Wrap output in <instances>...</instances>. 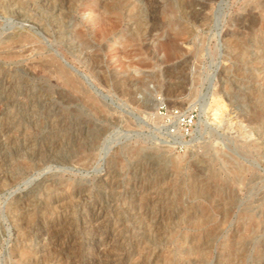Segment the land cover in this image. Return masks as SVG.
<instances>
[{"label":"rangeland","instance_id":"374dc122","mask_svg":"<svg viewBox=\"0 0 264 264\" xmlns=\"http://www.w3.org/2000/svg\"><path fill=\"white\" fill-rule=\"evenodd\" d=\"M43 6L0 0V264H87L97 208L115 264H264V0Z\"/></svg>","mask_w":264,"mask_h":264},{"label":"bare ground","instance_id":"6f19581e","mask_svg":"<svg viewBox=\"0 0 264 264\" xmlns=\"http://www.w3.org/2000/svg\"><path fill=\"white\" fill-rule=\"evenodd\" d=\"M59 0H41V3H43V5L45 7H51L55 2H57ZM128 1V0H127ZM61 2V1H60ZM6 4V2L4 3ZM14 4V3H13ZM58 4V3H57ZM64 4V3H63ZM68 5V4H67ZM66 5V6H67ZM43 6V7H44ZM61 6V5H60ZM59 6V7H60ZM54 7V6H52ZM51 7V8H52ZM58 7V5H57ZM106 5H104L103 10L106 12V15H109L110 12L108 10V8L106 7ZM16 8V7H15ZM66 8V7H65ZM9 9V8H8ZM48 9V8H47ZM45 8V10H47ZM56 9V8H55ZM36 10V9H35ZM50 10V9H49ZM54 10V9H52ZM18 12V11H17ZM51 12V11H50ZM55 12V11H53ZM57 12V11H56ZM58 14V13H57ZM17 15V14H16ZM15 15V16H16ZM20 15V13H19ZM39 15V14H38ZM23 16V15H22ZM104 17V16H103ZM102 17V19H95V23L98 24V27L100 25L101 28L105 29L106 32L111 33L113 31V23L115 22H108L106 20H104ZM49 18V17H48ZM47 18V19H48ZM12 19V18H11ZM51 19V16H50ZM107 19V18H106ZM60 20V19H59ZM12 21V20H11ZM27 21V20H26ZM47 21V20H46ZM34 23V22H33ZM100 23V24H99ZM96 25V24H95ZM97 26V25H96ZM59 27V26H58ZM57 29V28H56ZM99 29V28H98ZM97 29V30H98ZM102 29V30H103ZM43 30V29H41ZM58 30V29H57ZM101 30V29H100ZM99 30V31H100ZM83 31V30H82ZM98 31V32H99ZM56 32V31H55ZM80 32V31H79ZM57 33V32H56ZM82 33V32H81ZM69 34V29H66V32L64 33V35H68ZM96 34V33H95ZM113 34V33H112ZM99 35V34H98ZM76 36V35H75ZM80 37V36H79ZM78 37V38H79ZM94 37V36H93ZM59 38V37H58ZM77 38V37H76ZM60 39V38H59ZM63 40L66 42L68 41L67 37H64ZM81 40V39H80ZM74 41V40H73ZM89 41V40H88ZM176 41V40H175ZM74 43L70 44V47H72ZM77 44V43H76ZM75 44V45H76ZM96 44V43H95ZM166 45V44H165ZM171 45V44H170ZM96 46V45H95ZM165 47V46H164ZM163 47V48H164ZM174 47V46H173ZM174 49V48H173ZM75 50V49H74ZM11 51V50H10ZM86 51V50H85ZM99 51V50H98ZM74 52V51H73ZM176 52V51H175ZM181 52V51H180ZM8 53V52H7ZM13 53V52H12ZM78 56L88 64L89 70L92 74L96 73V69L97 66L99 65L100 62V56L97 53H93V54H89V56L84 57V54L81 51H77ZM85 53V52H84ZM103 54V53H102ZM169 54V53H167ZM176 53H174L175 55ZM87 55V54H86ZM169 56V55H168ZM169 58V57H168ZM51 61H44V67L45 69H53V74L59 76L60 79H62L64 82H66V84L70 85L71 87H73L76 91L79 92H83L84 95L87 96V100L91 101L93 105H96L99 101L96 98V96L91 95L90 93H85L83 91L82 88V84L81 81L82 78L80 76H78L77 74H75L71 69H68L67 67H65L64 65L61 64V62H59L57 60L56 57H52L50 58ZM46 60V59H45ZM58 61V62H57ZM183 71V70H182ZM102 76V75H101ZM183 76V75H182ZM105 79L107 80V75L104 76ZM185 79V78H184ZM104 82V81H103ZM120 85L122 86V88H126V91L128 90V85H127V81L126 80H121ZM186 83V82H184ZM107 84V83H106ZM187 84V83H186ZM63 86V85H62ZM142 91V92H146V89L144 87V85H142V87L137 90V89H133L129 90L128 93L126 94H130L132 96H135V94H138L137 92ZM173 91V90H172ZM176 92V91H175ZM167 93V92H166ZM171 94V93H170ZM178 94V93H177ZM133 98V97H132ZM177 99V98H176ZM172 104V103H171ZM97 106V105H96ZM182 108V107H181ZM152 108H150L151 110ZM212 110L210 112H212L210 118H212L211 120L214 122L216 117L223 111L224 109V105H221L220 102L215 99L214 100V104L211 108ZM151 114V113H150ZM155 115V114H154ZM5 136V135H3ZM3 142V141H2ZM13 143V142H12ZM1 145V144H0ZM1 148V147H0ZM4 149V148H3ZM55 155V154H54ZM58 157V156H57ZM65 159V158H64ZM44 163V162H43ZM139 197V196H138ZM82 198V196H81ZM83 199V198H82ZM64 202V201H63ZM74 202V201H73ZM55 203V202H54ZM64 205V204H63ZM60 206V204H59ZM154 206V205H153ZM69 207V205H68ZM62 208V206H61ZM105 208V207H104ZM170 208V207H169ZM65 209V208H64ZM90 209V208H89ZM147 209V208H146ZM137 214V213H136ZM144 214V213H143ZM146 215V214H145ZM152 215V214H151ZM172 215V214H170ZM92 218L89 221V228L90 230H92L94 232V237L91 240L89 249H88V254H87V264H115V263H119L121 262L120 259H117L115 256L111 255L110 253H108L109 251L106 252V250H104L105 246L108 245L109 243H112L113 240L116 238L117 234H118V230L117 227H112L109 224V220H108V216L107 213L102 209V208H97L92 212ZM174 217V216H173ZM176 217V216H175ZM178 217V216H177ZM62 218V217H61ZM159 218V217H158ZM170 219V218H169ZM175 219V218H174ZM63 220V219H61ZM161 221V219H160ZM163 222V221H162ZM57 223V221H56ZM155 223V222H154ZM62 224V223H61ZM167 224V223H166ZM154 226V225H153ZM165 226V225H164ZM50 227V226H49ZM88 227V226H87ZM34 228V227H33ZM38 229V228H37ZM41 229V228H40ZM60 229V228H59ZM59 229L57 231H59ZM69 229V228H67ZM75 229V228H74ZM32 230V228H31ZM37 231V230H36ZM40 231V230H39ZM43 232V231H42ZM61 232V231H60ZM60 232H55L54 235L52 237H54V240L52 242H55L56 240L59 239L60 237ZM82 232V231H81ZM90 232V231H89ZM33 233V232H32ZM31 233V234H32ZM83 233V232H82ZM44 234V233H43ZM43 234L41 233L40 238H43ZM50 234V233H49ZM88 235V234H87ZM122 235V234H121ZM35 236V235H33ZM49 236V235H48ZM62 236V235H61ZM29 237V236H28ZM203 237V236H202ZM74 239V238H73ZM118 239V238H117ZM122 239V238H121ZM41 240V239H40ZM205 240V239H204ZM49 242V241H48ZM47 242V243H48ZM73 242V241H72ZM120 242V241H119ZM118 242V243H119ZM125 242V241H124ZM123 242V243H124ZM203 242V241H202ZM66 239H65V244L61 243L62 245L58 246L57 249H54L52 247V249L57 250L58 252V257L60 258L59 261H63L64 256L68 253L67 249L71 246L68 244H66ZM55 244V243H54ZM72 244V243H71ZM121 244V243H120ZM194 244V243H193ZM56 245V244H55ZM66 245V246H65ZM114 245V243L112 244ZM123 245V244H122ZM51 246V245H50ZM46 247V246H45ZM42 247V248H45ZM76 247V246H75ZM56 248V247H55ZM71 250V249H70ZM43 251V250H42ZM72 251V250H71ZM37 252V251H36ZM67 252V253H66ZM43 253V252H42ZM45 253V252H44ZM48 253V252H47ZM50 253V252H49ZM48 253V256H49ZM113 253V252H112ZM36 254V253H35ZM40 254V253H39ZM55 254V253H54ZM117 255V254H116ZM72 256V255H71ZM55 257V255H54ZM79 257V256H78ZM50 258V257H49ZM73 259V258H72ZM38 262V261H37ZM73 262V261H72ZM58 264V263H57Z\"/></svg>","mask_w":264,"mask_h":264}]
</instances>
